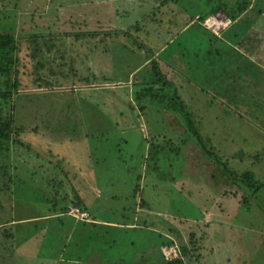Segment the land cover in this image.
I'll list each match as a JSON object with an SVG mask.
<instances>
[{"label":"rangeland","instance_id":"obj_1","mask_svg":"<svg viewBox=\"0 0 264 264\" xmlns=\"http://www.w3.org/2000/svg\"><path fill=\"white\" fill-rule=\"evenodd\" d=\"M48 1L0 0V33L31 35L15 16L38 8L56 36L17 42L1 103L24 132L0 155V264H165L167 247L184 259L172 264H264V44L250 65L196 21L226 0H123L110 14ZM174 90L189 117L168 107ZM71 191L87 222L64 212Z\"/></svg>","mask_w":264,"mask_h":264},{"label":"trees","instance_id":"obj_2","mask_svg":"<svg viewBox=\"0 0 264 264\" xmlns=\"http://www.w3.org/2000/svg\"><path fill=\"white\" fill-rule=\"evenodd\" d=\"M249 5H251L250 0H237V2L234 3L233 7L231 8V12H232L231 18L232 19L237 18L245 9H247L249 7ZM218 10L219 9H217V8L212 9V11H211L212 14L210 13L208 16L217 13ZM252 11L253 12H251L249 17L246 19L245 25L248 26V30H250V29L256 30L257 34L254 35V37H252V38H249V37L247 38V35L245 33H243V37L247 38V41L249 40L251 44H256V43L260 42L263 45L264 44V33H263L264 30L262 28V30L260 29L261 31L259 32V31H257L259 29H254V27L256 26V24L254 22H256V20L261 15H263L264 12L259 8H254ZM208 16H204L202 18L200 17L199 18L200 22H203ZM238 30H239V28H238ZM230 33H232L231 37L237 38L238 41L242 40V39H239V34H238V32H235V31L234 32L230 31L229 33L225 34V36H227L228 39H230L229 38ZM238 41H237L236 45L241 47L243 42L238 43ZM16 45H17V42H16L15 36L13 34L0 33V155L3 154V152L9 153L12 146H21L22 141H21L20 135L24 132V129L22 128V126L18 125L13 120V118L11 117L10 114H8V113L4 114V111L2 110V106H1L2 101L4 100L6 102L9 98H11L14 91H16V89H15L16 85L18 86V84L16 83V81L14 79V76L16 74V71H15L16 70L15 69V61H16L15 54H16L17 49H18V47ZM260 49H259V51H260ZM244 52H248L247 49H244ZM262 53H263V51H262ZM238 57H240V58L245 57L244 59H248L250 65L258 67V65L254 64L248 57L243 55V53H242V55L239 54ZM234 69L236 71V68H233L231 76L233 75V73H235ZM152 70L155 73L154 77H156V82L161 81V75H160V73L157 72L155 65H153ZM162 78H164V77L162 76ZM231 81H232V79H231ZM165 82L166 83H164V84L169 85L168 81H165ZM156 97H158V95ZM169 101H171V103L168 105V107L169 106L174 107L175 109L180 110L186 116L189 117V113L186 112L185 106L182 103V101L179 100V98L177 97L175 90H174L173 96L169 99ZM188 125L190 127H193V126H191L190 122L188 123ZM191 135L196 138L197 143L202 146L201 148L205 149L203 147L201 137L198 135V133H196V130H193ZM204 152L207 155H210V153H208L206 150ZM231 179H232V181H234V183L236 185L237 183L240 182L239 179H241V181L244 182L245 180L252 179V175L250 173L244 172L242 175H233V177H232V174H231ZM72 196H73L71 198L72 209L76 208L82 212H86L87 211L86 205L78 197V195L74 194V192H72ZM70 211L68 212L67 209H64V212L70 213ZM77 221H80V220H77ZM82 222H85V221H82ZM171 242H173V241H171ZM181 251H182L183 255H185V251L183 250V247L181 248ZM182 259H183V256H182V258L173 259V260H169V261L164 259V261H165V264H172V263L179 262Z\"/></svg>","mask_w":264,"mask_h":264},{"label":"crops","instance_id":"obj_3","mask_svg":"<svg viewBox=\"0 0 264 264\" xmlns=\"http://www.w3.org/2000/svg\"><path fill=\"white\" fill-rule=\"evenodd\" d=\"M35 1V0H33ZM121 2H124L123 0H99V1H95V3H99V5L101 4V6H105L107 8V11H109V14L111 11H114L115 10V5H120ZM46 8L48 7V3L49 1L46 0ZM194 3V2H193ZM45 8V9H46ZM258 8V7H257ZM48 9V8H47ZM154 9V8H153ZM34 13L33 17L31 16V12L29 13V11L25 10L20 12L17 16H15V26L14 29H18L19 31V34L22 33V30L25 32L26 29H29L27 30L25 33H27L28 31H31L32 34L31 35H21V36H17L18 33L16 34L15 30H14V33L13 35L15 36V39H16V42H19L20 43V39L27 42L29 40H31L32 38H36L38 37L37 35H39V33L41 32L44 36H47V38L49 37H56V36H52L51 35V32L49 31L50 29V26L54 24V22H51L50 20L46 19V11H42V10H38L33 8V10H30ZM153 11V10H152ZM212 11V9L210 10ZM2 12V11H1ZM0 12V13H1ZM23 14V17H21ZM108 14V16H109ZM251 14V13H250ZM35 16V18H34ZM202 15L200 13H198L195 17H196V21H199V18L201 17ZM107 23H112L111 21H108ZM195 24L194 20H189V22L183 27V31L185 30H189L191 27H193ZM196 25V24H195ZM201 27L203 28L202 24H201ZM48 29L46 32L48 33H44L45 30L43 29ZM239 28V30H238ZM254 29H259L257 31H261L260 28H256V26L254 27ZM21 30V32H20ZM43 30V31H42ZM205 30V29H204ZM235 32H238L239 34V39H242L243 41H246V43L249 45L247 47H244L245 46V43L241 46V51L242 53L244 54H247V56H249V59L256 65H259V61L262 62L261 60V56H263V53H262V50L260 49V45L261 43H256V44H251L250 41L248 40L247 42V38H252L254 37V35H256V30H248V26L247 25H238V27L236 29H234ZM243 33H245L247 35V38H244L243 37ZM264 33V32H263ZM85 36H89V33H84ZM102 36V34H100ZM60 37V36H58ZM216 38V36H215ZM222 44H223V48L225 47L226 43L230 46L231 43H233V38H231V40L228 42H224L222 41L221 38H217ZM237 38H235L234 40H236ZM228 40V39H227ZM259 44V45H258ZM243 47V48H242ZM244 49H247L248 52H244ZM260 49V51H259ZM167 50V49H166ZM165 50V51H166ZM164 51V52H165ZM171 59H174L172 56L170 57ZM231 76V75H230ZM171 240V239H169ZM172 241V240H171ZM16 252V250H15ZM19 256H18V248H17V254L15 253V255H13L12 253H7L6 255H3L2 258H6V259H17Z\"/></svg>","mask_w":264,"mask_h":264},{"label":"flooded vegetation","instance_id":"obj_4","mask_svg":"<svg viewBox=\"0 0 264 264\" xmlns=\"http://www.w3.org/2000/svg\"><path fill=\"white\" fill-rule=\"evenodd\" d=\"M251 1V5H249V7L247 8V9H245L237 18H235V19H232L231 18V8L233 7V5H234V3H236L237 2V0H226V2H227V4H225L224 6H222V7H220L219 8V6H217L216 5V8L217 9H219L218 10V12L217 13H221L223 16H224V18H228V19H230V24H229V26L226 28V29H224V30H222V31H220V33H219V35L218 36H216V38H221L222 39V41H226V42H228L229 43V41L231 40V38H233V37H229L230 39H228V37L227 36H225V34L226 33H229L230 31H232V32H234V29H236L237 27H238V25H245V23H246V19L249 17V15H250V13L251 12H253L252 10L254 9V8H259V9H261L263 12H264V6L262 5V4H259L260 2H263V1H261V0H250ZM264 3V2H263ZM161 4H163V2H161ZM156 5V4H155ZM221 9V10H220ZM252 9V10H251ZM152 10H154V9H152ZM129 12V11H128ZM217 13H215V14H217ZM215 14H213V15H215ZM144 16L145 15H143V17L142 18H139V20L138 21H136L137 23H139L140 22V19L142 20L143 18H144ZM136 23V24H137ZM255 24H256V27H258V28H260L261 30H262V28H263V30H264V14L263 15H261L257 20H256V22H254ZM123 33H125V32H123ZM228 39V40H227ZM235 38H233V43H231L230 44V46L226 43V45L229 47V51H230V53L232 54V56H233V54H240V55H242V51H241V47L240 46H237L236 45V43H237V39L236 40H234ZM240 42H243V44H244V41L243 40H240V41H238V43H240ZM242 44V45H243ZM235 49V50H234ZM237 51V52H236ZM244 55V54H243ZM231 55H229V57H230Z\"/></svg>","mask_w":264,"mask_h":264},{"label":"built area","instance_id":"obj_5","mask_svg":"<svg viewBox=\"0 0 264 264\" xmlns=\"http://www.w3.org/2000/svg\"><path fill=\"white\" fill-rule=\"evenodd\" d=\"M230 24V19L224 18V16L221 13H217L215 15L207 17L203 23L202 26L207 30L210 31L212 34L218 36L220 31L226 29ZM73 218L80 220V221H85L87 222L89 220V215L86 212H82L79 209H72L69 213ZM168 248V247H167ZM163 249L161 250L164 259L167 261L173 260V256L175 259H177V253L175 252L174 249L169 248V249ZM169 258V259H167Z\"/></svg>","mask_w":264,"mask_h":264},{"label":"clouds","instance_id":"obj_6","mask_svg":"<svg viewBox=\"0 0 264 264\" xmlns=\"http://www.w3.org/2000/svg\"><path fill=\"white\" fill-rule=\"evenodd\" d=\"M210 16H212V15H210ZM201 23H203V22H201ZM204 28V27H203ZM205 29V28H204ZM206 30V29H205ZM207 31V30H206ZM214 35V34H213Z\"/></svg>","mask_w":264,"mask_h":264},{"label":"water","instance_id":"obj_7","mask_svg":"<svg viewBox=\"0 0 264 264\" xmlns=\"http://www.w3.org/2000/svg\"><path fill=\"white\" fill-rule=\"evenodd\" d=\"M261 1H263V2H264V0H261Z\"/></svg>","mask_w":264,"mask_h":264}]
</instances>
